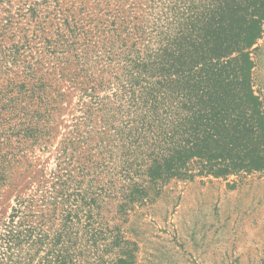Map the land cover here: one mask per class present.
<instances>
[{"label": "trees", "instance_id": "16d2710c", "mask_svg": "<svg viewBox=\"0 0 264 264\" xmlns=\"http://www.w3.org/2000/svg\"><path fill=\"white\" fill-rule=\"evenodd\" d=\"M139 2L137 16H97L83 31L98 76L80 80L89 68L77 52L71 88L53 98L30 90L22 172L12 176L0 154V264H136L134 242L111 220L166 182L264 176L253 57L264 0Z\"/></svg>", "mask_w": 264, "mask_h": 264}, {"label": "rangeland", "instance_id": "374dc122", "mask_svg": "<svg viewBox=\"0 0 264 264\" xmlns=\"http://www.w3.org/2000/svg\"><path fill=\"white\" fill-rule=\"evenodd\" d=\"M141 4L0 0V154L12 162L7 168L12 176L27 162V136L21 130L27 126V108L35 106L30 90L53 98L58 90L71 88L68 76L78 79L72 69L81 65L73 58L77 52L90 62L82 64L89 70L78 74L80 80L98 76L100 65L92 61L95 46L92 39L83 44V31L93 28L97 16H137ZM260 43L253 56L254 76L256 89L264 95V40ZM61 57L71 59L64 68L59 67ZM232 179H171L154 201L111 222L134 242L136 264H264V176L252 175L235 185Z\"/></svg>", "mask_w": 264, "mask_h": 264}]
</instances>
